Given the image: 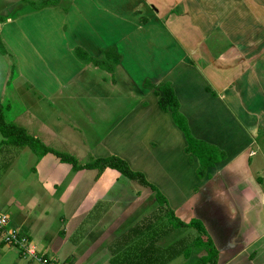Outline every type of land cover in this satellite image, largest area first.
<instances>
[{
	"label": "crops",
	"instance_id": "0c3cea01",
	"mask_svg": "<svg viewBox=\"0 0 264 264\" xmlns=\"http://www.w3.org/2000/svg\"><path fill=\"white\" fill-rule=\"evenodd\" d=\"M31 1L0 12L5 120L10 110L14 119L27 113L21 126L47 147L71 139L88 158L123 159L165 197L173 218L201 222L215 264H264V187L252 160L264 132V0ZM109 46L119 54L112 72L86 58ZM164 83L190 135L223 153L203 178L183 132L158 106ZM41 101L54 111L47 118L32 111ZM8 148L14 158L3 174L21 153L25 173L5 184L20 192L0 193V205L19 206L14 226L47 256L72 264L180 258L161 221L138 222L154 209L151 188L109 168L70 172L51 153Z\"/></svg>",
	"mask_w": 264,
	"mask_h": 264
},
{
	"label": "trees",
	"instance_id": "16d2710c",
	"mask_svg": "<svg viewBox=\"0 0 264 264\" xmlns=\"http://www.w3.org/2000/svg\"><path fill=\"white\" fill-rule=\"evenodd\" d=\"M75 52L78 56H85L82 49L76 48ZM0 54L7 56V50L0 38ZM88 60L93 62L95 65L105 69L108 72H112L114 67L113 64L119 60V54L115 52L112 46L102 49V55L99 57H86ZM149 88H156L155 85L149 83ZM158 106L161 110L169 112L174 124L183 132L187 146L185 147V152L192 154L197 159L196 175L198 178H203L207 172L208 167H212L223 158V153L220 152L213 146H210L202 141L195 140L189 133L187 126L178 112V102L177 98L173 94L172 89L167 84H161L157 86ZM161 93V95H160ZM4 108L0 102V146L4 147H16L23 148L28 147L33 153L38 156L51 153L53 154L59 162L68 164L73 171L85 170V169H97L98 173L102 172L104 169L109 168L123 177L137 182L140 185L149 187L155 193V206L153 210H150L147 214L143 215L138 222H151L159 218L158 212L160 214L166 215L170 213L168 211V205L165 197L150 183L146 181L142 173L132 170L128 164L121 158L110 155L106 157H90L88 161L84 163H79L75 156L70 153L54 150L50 147L44 145L38 138L30 135L24 127L14 124L13 122H7L4 118ZM192 160V159H191ZM164 213V214H163ZM173 216L172 214L170 215ZM152 217V218H151ZM173 218V217H172ZM177 226L189 227L194 229L198 233L197 241L198 246L203 247L206 251L205 255H202L199 264H215L216 254L214 245L210 241L206 234V231L198 219H191L188 223H183L179 219L173 218ZM137 222V223H138ZM133 234L138 236L140 233L139 229L133 227ZM160 262L158 264H163ZM148 264H156L153 261H148Z\"/></svg>",
	"mask_w": 264,
	"mask_h": 264
},
{
	"label": "rangeland",
	"instance_id": "374dc122",
	"mask_svg": "<svg viewBox=\"0 0 264 264\" xmlns=\"http://www.w3.org/2000/svg\"><path fill=\"white\" fill-rule=\"evenodd\" d=\"M23 2L27 3V4H25L23 6ZM5 5H8L9 9L11 11L20 10L21 8H22V10H25L28 8L35 7V2H33L31 0H0V12H3L4 9H2V8ZM115 65L116 64H113V67H115ZM32 107H33L32 111L34 110V111L40 113L45 118L49 117L54 112V111H50V106H48V103H45L42 101L36 102L35 104H32ZM18 108L15 109L16 112H18ZM19 113H21V112H19ZM4 114H5V112H4ZM26 115H27V113L21 115V117H19L18 119H14L13 110H10L6 116V120H7V122H13L14 124L21 126L20 120H23V117H26ZM69 133L72 134L74 137L76 136V134L71 132L70 130H69ZM0 138H1V135H0ZM74 146H75L74 141H71V139H69V141L67 143L61 144V146L55 145L57 150L62 151V152H67V153H70L73 156H75V158L77 159V161L79 163H84V162L88 161L89 158L85 156V154L83 153V150H81V148L76 149ZM256 147H257L256 155L252 158V160L254 161L253 164L256 163L257 166L260 167L259 168L260 172H259V175L257 176V178H258L257 180L264 187V132L259 134V137L257 139V144L253 148L256 149ZM13 148H15L16 150L21 149V148H16V147H13ZM9 149L10 148H8L7 146H4V147L0 146V189L2 190V191H0V193L6 194L7 196L15 193V195L18 196L17 194L20 192V190H14L13 187L10 185L7 189H5V187H6L5 184L6 183L11 184L9 181L11 178L18 179L21 176H23V174L25 172L23 171V173L20 174V172H22V169H23V167L20 166V164L22 163L21 161L23 159H26V157L23 153H21L19 155L20 158L15 160L11 171L3 174V172L6 168V165L10 164L11 160L14 158V156L12 155V152ZM25 149H26V151H30V149L28 147ZM49 156L54 160L53 156H51V155H49ZM65 166L69 167V169H71L68 164H65ZM69 171L73 172L72 169ZM122 178L126 182L129 181L127 178H125L123 176H122ZM18 180H21V179H18ZM3 190H5V191H3ZM19 200L21 201V199H19ZM13 207L15 208L16 206L13 205ZM18 207H16V208H18ZM15 209H13L12 207H9V208L4 207L2 204L0 205V212L7 214V216L10 219L9 220L10 226H14V224H13L14 222H13L12 218L15 217V214L12 212ZM26 210L27 209L24 210L25 211L24 213H26ZM158 214L160 217L157 218L155 221H157V222L161 221L162 222L164 236H166L169 232H170V234L173 233V238H174L175 242H178V245L180 247V258H176L175 260H173L172 262H170L168 264H199L197 262L200 260L202 255H205L206 251L203 249V247H199L197 245L198 244V241H197L198 233L192 228L177 226L175 224L176 221L169 214H166L163 216L161 215L162 213L160 214V212H158ZM170 238H171V235L168 237V241L171 240ZM1 248L4 250V253H3V250H2V252L0 251V264H14L13 259L16 260L17 257H20L19 258L20 262L17 260V263H20V264L25 263L26 260H24L23 258H21L20 255H18V253L16 251L17 248H15L14 246H11L10 244L3 243L0 245V250H1ZM16 253H17V255H16ZM186 258H188V259H186Z\"/></svg>",
	"mask_w": 264,
	"mask_h": 264
},
{
	"label": "built area",
	"instance_id": "2783aa9c",
	"mask_svg": "<svg viewBox=\"0 0 264 264\" xmlns=\"http://www.w3.org/2000/svg\"><path fill=\"white\" fill-rule=\"evenodd\" d=\"M9 220L7 214L0 212V241L17 248L22 258L32 264H72L47 256L32 239L22 234L18 227L10 226Z\"/></svg>",
	"mask_w": 264,
	"mask_h": 264
}]
</instances>
